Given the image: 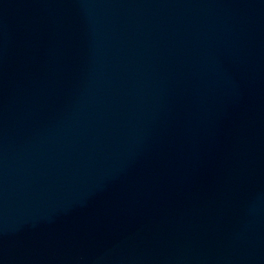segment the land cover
Instances as JSON below:
<instances>
[{"label":"water","instance_id":"95a60500","mask_svg":"<svg viewBox=\"0 0 264 264\" xmlns=\"http://www.w3.org/2000/svg\"><path fill=\"white\" fill-rule=\"evenodd\" d=\"M0 264H264V0H0Z\"/></svg>","mask_w":264,"mask_h":264}]
</instances>
